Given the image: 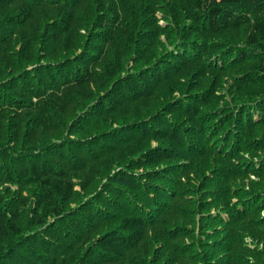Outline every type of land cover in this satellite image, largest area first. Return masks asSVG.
I'll return each mask as SVG.
<instances>
[{
    "label": "trees",
    "instance_id": "16d2710c",
    "mask_svg": "<svg viewBox=\"0 0 264 264\" xmlns=\"http://www.w3.org/2000/svg\"><path fill=\"white\" fill-rule=\"evenodd\" d=\"M213 139L264 156V0H0V264H125L145 188Z\"/></svg>",
    "mask_w": 264,
    "mask_h": 264
},
{
    "label": "rangeland",
    "instance_id": "374dc122",
    "mask_svg": "<svg viewBox=\"0 0 264 264\" xmlns=\"http://www.w3.org/2000/svg\"><path fill=\"white\" fill-rule=\"evenodd\" d=\"M256 5L257 2L251 6L246 4L243 9L249 11ZM156 16L161 18L159 13ZM159 23L162 24L161 21ZM216 64H221V60ZM254 117L257 118V114ZM195 139L188 138L192 142H196ZM222 144L215 139L209 145H201L197 141L195 150L201 149V152L181 151V159H177L171 169L172 174L164 176V179L158 177L150 183V186H156L154 190L145 188L148 198L146 201L141 199L139 205L140 209L146 210L145 235L135 247L124 251L125 264H206L225 257L234 264H264L263 254L259 255L264 250V239L257 233L264 232V223L257 222L264 221V156L251 158L240 145L235 144L222 155L218 153L223 150ZM155 145L150 143L152 147ZM140 172L136 171L137 174ZM217 172L223 175L218 176ZM222 189L229 191V197L226 198L229 203L225 208L220 192ZM75 190L79 191V187ZM241 191L250 195L242 200L230 198L233 193ZM244 209L242 222L227 227L218 224L219 219L228 223L235 215H243ZM234 210L240 211L236 213ZM148 214H152L151 217ZM200 220L204 223L203 227L198 226ZM251 222L257 226H251ZM99 227L101 229L91 233L90 244L101 233L113 229L111 223H101ZM198 228L203 229L204 236L201 239ZM241 242L246 249L240 246ZM192 246L194 249L187 251L185 256L173 255L174 249ZM77 247L78 243L74 244L71 252H75ZM85 247L82 250L78 247V253H82ZM19 252L22 258L33 264L34 259L30 255ZM59 252L57 254L60 256ZM62 253L70 255L69 251L64 250ZM36 254L40 255L39 252ZM44 256L51 258L49 253Z\"/></svg>",
    "mask_w": 264,
    "mask_h": 264
}]
</instances>
